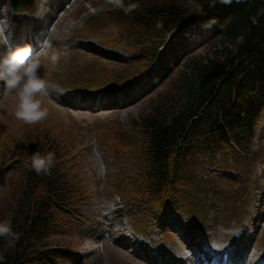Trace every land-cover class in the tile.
I'll return each instance as SVG.
<instances>
[{
	"label": "rangeland",
	"instance_id": "obj_1",
	"mask_svg": "<svg viewBox=\"0 0 264 264\" xmlns=\"http://www.w3.org/2000/svg\"><path fill=\"white\" fill-rule=\"evenodd\" d=\"M13 1L2 0L0 23L15 48L24 45L25 36L33 34L27 30L40 19V12L41 17L48 16L51 5L41 9L42 0H22L23 8L14 13ZM174 1L184 9L194 3ZM50 10L53 16L42 18V29H47L44 38L60 52L61 60L53 69L41 58L43 67L38 70L49 93L42 98L43 107L49 110L47 119L33 126L16 119V102L12 94H3L0 82V221L12 217L26 180L27 160L17 156L10 144L47 139L70 193L58 209L48 239L57 257L45 264H165L163 258L167 264H175L173 259L179 255L183 264H196V256L184 244V227L200 242L203 239L204 250L220 257L236 239L232 232L239 233L247 224L252 234L245 258L256 253L262 257L264 106L256 136L248 145L238 151L217 145L220 151L216 152L190 145V156L176 161L178 187L157 197L151 195L146 182L145 140L131 127L154 103L175 96L177 71L188 55L181 59L173 46L187 39L181 49L191 43L195 45L191 54L207 53L214 47L219 29L201 23L202 37L187 30L174 33L172 24L147 20L136 11L125 14L105 0H61L60 6ZM44 38L38 35L35 42L40 44ZM165 40L173 41L171 46H165ZM6 51V46H0V55ZM166 51L171 56L163 64L160 56H166ZM152 70L157 71L156 78H147ZM263 98L264 84L254 100L249 99L248 109ZM100 153L102 159L96 156ZM117 207L121 209L115 213ZM133 234H143L146 242L132 247L127 236ZM210 238L222 247L213 248ZM142 245L155 250L158 260H151ZM43 261L41 256L40 263Z\"/></svg>",
	"mask_w": 264,
	"mask_h": 264
},
{
	"label": "trees",
	"instance_id": "obj_2",
	"mask_svg": "<svg viewBox=\"0 0 264 264\" xmlns=\"http://www.w3.org/2000/svg\"><path fill=\"white\" fill-rule=\"evenodd\" d=\"M192 1L193 6L184 9L174 0H125V4L138 3L136 12L145 19L172 24V29L212 19L216 21L213 26L223 27L212 49L189 57L177 72L175 96L154 103L132 123L147 143L146 182L155 195L178 187L176 161L190 156V145L208 150L222 145L233 150V143L240 148L248 145L255 132L254 113L246 107L248 97L264 84V0H233L230 5L217 0ZM10 146L27 161L36 151L42 155L53 151L47 139H27ZM65 185L57 166L50 175L38 176L27 169L24 189L9 219L21 239L8 251L0 239V264H39L42 255L56 258L43 249L50 246L49 233L55 222L52 208L67 200Z\"/></svg>",
	"mask_w": 264,
	"mask_h": 264
},
{
	"label": "clouds",
	"instance_id": "obj_3",
	"mask_svg": "<svg viewBox=\"0 0 264 264\" xmlns=\"http://www.w3.org/2000/svg\"><path fill=\"white\" fill-rule=\"evenodd\" d=\"M219 4L230 5L233 0H217ZM114 9L123 10L125 14H130L140 8L138 3L125 0H105ZM215 19L209 20L205 28H211L215 24ZM0 46H6L7 51L0 55V82L3 83V94H12L16 106L14 115L16 119L24 124L33 126L45 119L49 115V110L43 107V97L49 95L46 82L38 75V70L43 67L41 58L48 61L55 69L61 60V54L54 49L46 37L40 42L39 50H34L31 44H24L12 48L3 24L0 23ZM55 166V153L47 152L42 155L39 151L33 153L28 161L24 162V167L36 175H50L51 169ZM221 232L231 230L221 229ZM232 234H238L232 232ZM0 239L5 241V251L14 248L21 239V234L13 230L10 220L0 221ZM213 248H221L222 245L215 239L210 238Z\"/></svg>",
	"mask_w": 264,
	"mask_h": 264
},
{
	"label": "bare ground",
	"instance_id": "obj_4",
	"mask_svg": "<svg viewBox=\"0 0 264 264\" xmlns=\"http://www.w3.org/2000/svg\"><path fill=\"white\" fill-rule=\"evenodd\" d=\"M47 1H46V4H47ZM57 4L61 5V0H58ZM44 18H46V17H44ZM6 19H7V22L9 23V20H8L7 17H6ZM41 19H38V20L34 21L35 25H34V27L32 29L37 31V34H42L43 37H44V36H46L47 29L45 31V30L40 28L38 23H41L40 22ZM42 27H44V26H42ZM38 30H40V31H38ZM34 36H35L34 34L30 35V36L29 35L25 36V39L27 40V44H29L28 40H30L31 44L33 45V47L35 46V44H34V42H35ZM165 62L166 61H164V64H166ZM155 72H156L155 70H152L147 78L154 77ZM147 78H145V80H143V82H148ZM116 212H118V210H116L115 213ZM182 230H183V227H182ZM184 230L186 231V239L184 241V244H185L186 248L188 250L192 249V251L199 249L198 251H195V254H194L195 256H197V260H196L197 264H206L205 262H206L207 258H210V257H212V258L215 257L216 258L218 256L216 253H211V252H206L204 254V245L205 244L203 243V239L200 242V240L196 237V235H193L191 233L189 228L184 227ZM249 237H250V235L246 236L245 233H243L242 236L240 237V240L239 241L237 240L238 241L237 243H236V241H233L231 243V245L233 247L232 249H230L231 256H232L231 259H232V261L234 263H236V264H243L244 263L243 260L245 258V252H248L247 249L249 248L248 247V239H247ZM250 256H251V254H249L247 256V258H250ZM258 256H257V253H256L255 257H258ZM163 261H164L165 264H167V259L166 258H163ZM173 261H174L173 263H175V264H183L180 255L177 256L175 259H173ZM262 264H264V261H263Z\"/></svg>",
	"mask_w": 264,
	"mask_h": 264
},
{
	"label": "water",
	"instance_id": "obj_5",
	"mask_svg": "<svg viewBox=\"0 0 264 264\" xmlns=\"http://www.w3.org/2000/svg\"><path fill=\"white\" fill-rule=\"evenodd\" d=\"M20 7H21V2L15 1V3H14V9H15V11H18L20 9Z\"/></svg>",
	"mask_w": 264,
	"mask_h": 264
}]
</instances>
